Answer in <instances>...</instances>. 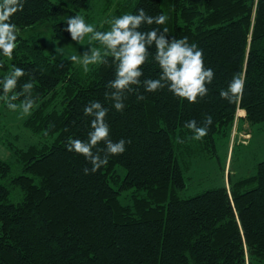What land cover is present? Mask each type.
Here are the masks:
<instances>
[{"label": "trees", "instance_id": "1", "mask_svg": "<svg viewBox=\"0 0 264 264\" xmlns=\"http://www.w3.org/2000/svg\"><path fill=\"white\" fill-rule=\"evenodd\" d=\"M95 1L24 0L23 11L11 17L17 48L11 58L0 54V78L13 66L25 70L16 91L31 81L35 104L22 125L40 142L14 148L0 137L14 158H0V264H264V159L249 176L232 180L228 172L220 187L180 195L191 159L215 153L218 135L239 118L264 122V0H116L104 21L138 8L164 14L165 24L145 29L188 37L214 71L208 95L196 103L166 88L141 89L145 98L127 94L119 112L105 97L113 65H90L85 73L45 43L70 39L66 18L80 15L89 23ZM104 21L95 28L107 30ZM41 28L49 34L44 42ZM142 71L141 79L158 78L152 62ZM234 75L244 89L230 104L219 91ZM90 101L109 108L110 139L126 144L124 153L86 175L91 165L65 143L87 139L91 117L83 108ZM207 115L208 135L192 139L185 123Z\"/></svg>", "mask_w": 264, "mask_h": 264}, {"label": "clouds", "instance_id": "2", "mask_svg": "<svg viewBox=\"0 0 264 264\" xmlns=\"http://www.w3.org/2000/svg\"><path fill=\"white\" fill-rule=\"evenodd\" d=\"M23 9L24 0H0V54L4 57L11 58L17 48L19 29L11 22V17ZM166 21L167 16L164 14L154 17L148 15L143 8H138L136 14L106 19L104 24L109 27L102 31L86 23L83 16H69L63 31L69 33L73 42H82L87 37L88 46L81 54L69 55L68 59L74 65L82 66L85 73L89 71L90 65L114 66V78L106 84L108 91L105 97L118 112L123 111L127 94L135 93L137 101H142L145 96L141 89L155 93L166 88L178 99L196 103L198 98L208 95L206 85L212 83L214 71L205 68L203 50L197 44L189 43L188 37L171 36L167 28L144 27L163 25ZM94 43L98 46L93 47ZM153 46L154 51H150ZM149 62L157 66L158 78L141 79L144 76L142 67ZM25 75V70L16 66L4 74L0 78V90L3 93L0 99L5 102L8 110L29 116L35 104L33 83L27 81L16 91L20 78ZM243 89L244 79L234 75L227 87L219 91V96L233 104L242 99ZM17 100H20L19 104L15 103ZM108 111L109 108L99 101H90L83 108L84 115L91 117L87 139L69 137L65 143L68 151L83 155L91 165V168L83 169L86 175L107 165L110 156L120 155L125 151L124 139L118 142L110 139V128L106 121ZM212 124V116L207 115L202 123L192 119L184 127L190 130L192 139L199 141L208 135ZM184 142V139L177 137V143Z\"/></svg>", "mask_w": 264, "mask_h": 264}, {"label": "rangeland", "instance_id": "3", "mask_svg": "<svg viewBox=\"0 0 264 264\" xmlns=\"http://www.w3.org/2000/svg\"><path fill=\"white\" fill-rule=\"evenodd\" d=\"M115 1L96 0L89 12L92 14L88 24L99 26L111 12ZM35 30L32 27L30 32ZM40 32L42 42L46 41L49 34L44 28H41ZM45 43L47 49L57 58L67 60L69 55L81 54L88 46L87 37L82 42L60 38ZM238 114L241 113L238 111ZM26 117L19 111L8 110L5 103H0L1 140L9 142L14 148H24L29 144L39 143L40 137L23 127L22 122ZM215 141V153L203 158L191 159L190 168L185 173L186 186L180 192L182 197L193 196L206 189L226 184L228 172L232 180L253 174L256 164L264 159V122L249 125L246 120L239 118L232 131L218 135ZM210 150L208 148L206 152L209 153ZM0 158L14 160L1 141ZM122 201L125 202L123 198Z\"/></svg>", "mask_w": 264, "mask_h": 264}]
</instances>
